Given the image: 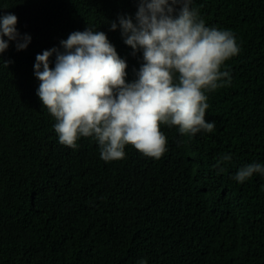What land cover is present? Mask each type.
I'll return each instance as SVG.
<instances>
[{"label": "trees", "instance_id": "trees-1", "mask_svg": "<svg viewBox=\"0 0 264 264\" xmlns=\"http://www.w3.org/2000/svg\"><path fill=\"white\" fill-rule=\"evenodd\" d=\"M139 0H0L21 38L0 54V264H264V0H192L207 27L231 31L240 51L225 62L231 83L206 93L211 133L161 125L159 159L131 145L105 162L98 143L59 142L37 95L36 56L73 32H104L137 79L142 50L124 42L121 16ZM177 6V10H178ZM117 24L111 30V24ZM20 42H23L21 39ZM55 67V54L50 58ZM221 155L232 160L216 167Z\"/></svg>", "mask_w": 264, "mask_h": 264}, {"label": "clouds", "instance_id": "clouds-1", "mask_svg": "<svg viewBox=\"0 0 264 264\" xmlns=\"http://www.w3.org/2000/svg\"><path fill=\"white\" fill-rule=\"evenodd\" d=\"M17 21L11 13L0 16V54L8 41H17L18 50L28 47L31 37L21 38ZM119 25L124 42L143 53L131 83L126 61L104 32L91 27L61 41L63 51L53 48L36 56L37 95L55 120L59 142L75 149L81 137L93 138L105 162L123 159L128 145L159 160L168 143L161 125L178 127L183 135L211 133L215 124L205 119L206 93L231 83L230 72L222 68L240 51L234 34L207 27L192 0H139L135 20L121 16ZM116 28L113 22L111 30ZM231 160L221 155L216 167L223 172L221 165ZM254 173L264 174V166L241 167L234 179L243 183Z\"/></svg>", "mask_w": 264, "mask_h": 264}]
</instances>
